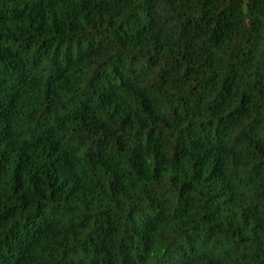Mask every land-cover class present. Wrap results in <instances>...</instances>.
I'll return each instance as SVG.
<instances>
[{"label":"trees","instance_id":"trees-1","mask_svg":"<svg viewBox=\"0 0 264 264\" xmlns=\"http://www.w3.org/2000/svg\"><path fill=\"white\" fill-rule=\"evenodd\" d=\"M0 264H264V0H0Z\"/></svg>","mask_w":264,"mask_h":264}]
</instances>
